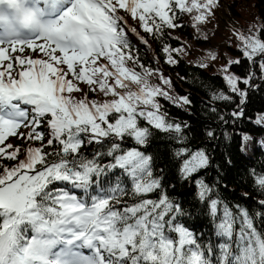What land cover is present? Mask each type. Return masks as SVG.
Segmentation results:
<instances>
[{"label":"snow or ice","instance_id":"1","mask_svg":"<svg viewBox=\"0 0 264 264\" xmlns=\"http://www.w3.org/2000/svg\"><path fill=\"white\" fill-rule=\"evenodd\" d=\"M217 3L0 0V264H264V231L248 210H234L201 178L208 154L188 147L182 131L187 125L162 111L157 98H172L149 82L153 70L133 55L126 20L118 14L127 13L155 37L178 27L179 13H195L193 20L204 22ZM238 38L242 56L253 63L260 58L264 73V40L256 34ZM26 50L42 58L22 55ZM162 51L167 63H176L171 53L179 50ZM224 72L227 89L243 104L246 93L239 85H249L250 78L228 67ZM77 82L111 98L75 99L71 94L82 91ZM213 99L231 97L221 92ZM174 103L190 101L180 97ZM152 130L175 133L180 177L195 185L223 241L218 254L181 222L186 213L164 191L152 157L125 146L129 140L145 146ZM12 137L39 144L21 152L7 143ZM87 145L106 150L87 156ZM252 181L264 192V173L253 172Z\"/></svg>","mask_w":264,"mask_h":264},{"label":"trees","instance_id":"2","mask_svg":"<svg viewBox=\"0 0 264 264\" xmlns=\"http://www.w3.org/2000/svg\"><path fill=\"white\" fill-rule=\"evenodd\" d=\"M212 12L202 23L193 20L195 13H179L176 21L179 26L165 28L163 34L155 37L145 33L138 20L127 13L121 11L118 14L147 41L143 43L142 39L134 38L126 30L135 58L141 65L153 70L149 82L167 91L172 98H157L162 111L168 114L170 121L187 125L182 131L187 137L188 147L194 150L202 148L208 154L209 166L200 172L201 178L234 210L237 205L248 210L256 226L264 231V220L256 215H264V206L260 204L264 200V192L252 181L253 172L264 173V122H257L264 116V73L259 67L260 58H256L255 63L247 61L238 49L225 45L231 31L236 35L256 34L264 40V0H218ZM165 46L179 50L171 53L175 64L166 62L167 54L162 51ZM234 57L241 62L230 63L228 67V60ZM225 67L234 75L250 78L249 85H239L246 93L243 104H240L241 98L226 87L223 80ZM161 76L170 80L169 86L161 83ZM77 83L82 91L71 94L75 99H82L85 95L90 101L111 98L98 91L89 92L87 84ZM221 92L231 99H213ZM180 97H187L190 104L176 106L174 101ZM240 109L243 110L242 116L232 115ZM20 131L26 133L28 129L21 128ZM209 131L213 133L211 137L207 135ZM174 136L175 133L152 130L145 146H137L130 140L125 142V146L138 147L152 157L154 173L160 177L164 191L186 213L181 222L194 232L202 244L214 247L218 254V245L223 241L215 235L213 222L197 197L195 185L180 177L179 162L174 158V151L180 145L172 138ZM245 137L248 139L245 140ZM7 142L14 147L19 146L21 152L29 144H39L16 137ZM97 150L106 149L98 145H87L83 149L87 156ZM108 160L105 157L103 163ZM215 258V255L211 257L213 261Z\"/></svg>","mask_w":264,"mask_h":264},{"label":"rangeland","instance_id":"3","mask_svg":"<svg viewBox=\"0 0 264 264\" xmlns=\"http://www.w3.org/2000/svg\"><path fill=\"white\" fill-rule=\"evenodd\" d=\"M127 22H126V27L129 28V25H127L129 22L128 23ZM239 36L240 35H236L234 32L231 31L227 35V39L225 40V45L229 46V47H232L233 49H238V50L241 49L243 47V45H242L241 41L238 38ZM12 55L15 56V55H20V54L19 53H13ZM22 55H25V56H28V57H31V58H34V59L35 58H42V54H40L39 52H32L30 50H26L25 53H23ZM236 58L237 57H234V58H230L228 60V63H227L228 67H229V64H230L231 61H236ZM101 62L103 63L104 61H101ZM5 63H7V62H5Z\"/></svg>","mask_w":264,"mask_h":264}]
</instances>
